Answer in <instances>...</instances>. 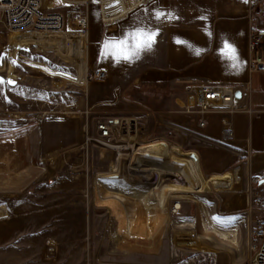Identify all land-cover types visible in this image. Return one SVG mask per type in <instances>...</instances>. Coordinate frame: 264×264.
<instances>
[{
  "label": "rangeland",
  "instance_id": "374dc122",
  "mask_svg": "<svg viewBox=\"0 0 264 264\" xmlns=\"http://www.w3.org/2000/svg\"><path fill=\"white\" fill-rule=\"evenodd\" d=\"M114 3H89L88 19L92 8L112 12ZM119 3L129 13L146 2ZM53 8L67 5L54 0ZM89 34L0 27V264H199L203 254L244 264L263 206L259 185H245L236 155L214 145L197 147L209 150L201 176L181 181L168 148L191 164L180 149L186 143L162 142L167 132L152 116L139 117L137 133L134 114L87 106L88 88L106 83L85 82ZM114 117H127L131 132L120 135L126 151L117 164L110 149L87 140L96 138V120ZM214 217L238 219L221 226Z\"/></svg>",
  "mask_w": 264,
  "mask_h": 264
},
{
  "label": "crops",
  "instance_id": "0c3cea01",
  "mask_svg": "<svg viewBox=\"0 0 264 264\" xmlns=\"http://www.w3.org/2000/svg\"><path fill=\"white\" fill-rule=\"evenodd\" d=\"M114 6L117 8L112 12L92 8L89 13L92 32H87L81 66L85 76L99 69L105 71L107 79L105 84L88 88L87 106L100 115L134 114L137 133L144 129L137 125L139 117L146 116L148 121L152 116L153 123L167 132L162 142H175L178 147L186 143L180 149L196 156L197 161L189 156L191 164L177 157L173 147L168 148L170 158L175 159V171L183 175L181 181L201 176L202 159L209 150L200 152L199 145L229 149L240 161L245 185L255 177L261 179L258 185L263 206L257 214L264 219V73L249 71L248 0H152L129 13L119 2ZM53 7L54 0H43L42 8ZM101 19L121 20L109 26ZM259 27L264 30V13ZM137 32L155 33L151 47L138 57L117 60L116 49L102 55L106 41L127 39L131 47L132 34ZM226 43L235 50V60L225 49ZM196 49L201 50L198 55ZM77 67L79 71V63ZM200 84L235 88L237 110L202 115L185 111L193 104ZM132 90L133 95L129 94ZM143 91L147 92L146 101L139 97ZM225 128L232 131L230 139L223 136Z\"/></svg>",
  "mask_w": 264,
  "mask_h": 264
},
{
  "label": "built area",
  "instance_id": "2783aa9c",
  "mask_svg": "<svg viewBox=\"0 0 264 264\" xmlns=\"http://www.w3.org/2000/svg\"><path fill=\"white\" fill-rule=\"evenodd\" d=\"M64 2H150L152 0H61ZM0 2H43V0H0ZM248 2H264V0H248ZM121 19H101L103 25L114 26ZM250 31L248 38L249 71L251 73H264V30L259 27L260 19H249ZM0 27L14 33H30L38 36H53L60 34H81L85 36L90 27V19H0ZM107 75L103 70H92L86 74L85 82L104 83ZM185 111L195 110L198 114L215 111H224L233 114L237 110V91L230 86H209L200 84L195 92L194 101ZM200 126L204 123L200 122ZM96 138H88V142L110 149L114 153L115 164L123 159L126 146L119 144L122 137L131 132L127 123L113 119L111 121L96 120L94 123ZM123 133H120V130ZM128 131H124L127 130ZM225 139L232 137L230 128L223 130ZM124 141V140H123ZM261 179L255 177L251 183L258 184ZM180 205L174 204L172 212L176 213ZM249 255L244 264H264V219L255 218L248 232ZM199 264H216L211 256L197 258Z\"/></svg>",
  "mask_w": 264,
  "mask_h": 264
},
{
  "label": "bare ground",
  "instance_id": "6f19581e",
  "mask_svg": "<svg viewBox=\"0 0 264 264\" xmlns=\"http://www.w3.org/2000/svg\"><path fill=\"white\" fill-rule=\"evenodd\" d=\"M91 2H66L64 12L42 8V2H0V19H88ZM141 2H135L139 5ZM249 19H260L264 13V2H248ZM134 2L132 8H134ZM193 101L190 99V102Z\"/></svg>",
  "mask_w": 264,
  "mask_h": 264
},
{
  "label": "snow or ice",
  "instance_id": "6c2138e0",
  "mask_svg": "<svg viewBox=\"0 0 264 264\" xmlns=\"http://www.w3.org/2000/svg\"><path fill=\"white\" fill-rule=\"evenodd\" d=\"M57 2H60V0H57ZM133 37V43L131 47L128 45L127 39L121 40L118 43H109L108 41L105 42L103 46V52L102 55L107 56L110 50L116 49L117 53H114L116 55L117 60L123 59L125 61L131 60L133 57H138L139 53L147 48L151 47V44L154 42L155 33H148V32H137L132 34ZM179 42V41H178ZM225 49H227L228 54L230 57L235 60V50L231 48L230 45L227 43L225 44ZM200 49H196L195 52L198 55L200 53ZM217 223H219L221 226H227L231 224L235 219H238L236 217H229V218H213Z\"/></svg>",
  "mask_w": 264,
  "mask_h": 264
},
{
  "label": "water",
  "instance_id": "95a60500",
  "mask_svg": "<svg viewBox=\"0 0 264 264\" xmlns=\"http://www.w3.org/2000/svg\"><path fill=\"white\" fill-rule=\"evenodd\" d=\"M189 156H190V158H192L193 160L197 161L196 156H195L193 153L189 154Z\"/></svg>",
  "mask_w": 264,
  "mask_h": 264
}]
</instances>
